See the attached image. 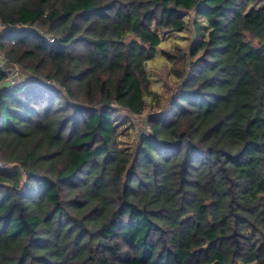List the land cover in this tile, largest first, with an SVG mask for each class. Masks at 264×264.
<instances>
[{
    "label": "trees",
    "instance_id": "obj_1",
    "mask_svg": "<svg viewBox=\"0 0 264 264\" xmlns=\"http://www.w3.org/2000/svg\"><path fill=\"white\" fill-rule=\"evenodd\" d=\"M260 1L0 0L29 75H0V264H264ZM191 25L174 122L122 150L115 113L144 112L149 62Z\"/></svg>",
    "mask_w": 264,
    "mask_h": 264
},
{
    "label": "rangeland",
    "instance_id": "obj_2",
    "mask_svg": "<svg viewBox=\"0 0 264 264\" xmlns=\"http://www.w3.org/2000/svg\"><path fill=\"white\" fill-rule=\"evenodd\" d=\"M264 4L261 0L257 5ZM190 20L192 16H189ZM0 28V32H1ZM194 38L193 25L182 33L173 34L164 38L160 51L156 58L149 62L147 69L152 79L154 94L148 99L147 107L141 115L130 116L125 113H115L118 123V142L122 150L133 152L139 144V135L150 133L148 118L152 114L162 113L168 122H174L175 112L171 108V102L178 92L180 79L175 72L179 71L183 76L188 71V63L178 57L189 52V46ZM168 52L172 59L164 55ZM177 57V59H175ZM29 75L26 76L25 81Z\"/></svg>",
    "mask_w": 264,
    "mask_h": 264
},
{
    "label": "built area",
    "instance_id": "obj_3",
    "mask_svg": "<svg viewBox=\"0 0 264 264\" xmlns=\"http://www.w3.org/2000/svg\"><path fill=\"white\" fill-rule=\"evenodd\" d=\"M0 28H2L0 26ZM49 44L54 43V39L47 37ZM0 75L6 76V81L8 82L9 88H15L20 86L25 82L26 75L23 74L19 66L10 64L6 57L0 53ZM51 85H56L55 82H49ZM150 131V130H149ZM148 135V133H143Z\"/></svg>",
    "mask_w": 264,
    "mask_h": 264
}]
</instances>
